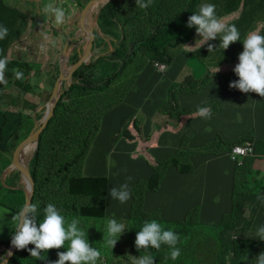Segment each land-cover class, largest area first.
<instances>
[{"label": "trees", "instance_id": "16d2710c", "mask_svg": "<svg viewBox=\"0 0 264 264\" xmlns=\"http://www.w3.org/2000/svg\"><path fill=\"white\" fill-rule=\"evenodd\" d=\"M202 4L215 5L217 17L226 25L234 24L239 30L241 41L232 43L226 50L219 47L221 42L219 37L191 49L192 54L196 56H207L213 53L212 51L220 49L217 52L224 54V60L221 67L216 68H221L217 74L224 88H230L231 81L236 76L234 68L239 63L238 57L244 50L242 40L252 31L264 35V0H152L151 5L143 9L136 6V0H111L100 8L97 25L104 35L119 36L118 30H121L123 25L128 26V32L122 34V40L118 41V46L115 44L113 50L106 51L108 43L95 29L96 40L101 43L99 45L97 43L93 49L91 61L88 64L83 63L74 72L72 86L63 93L53 117L40 137L38 149L30 163V172L35 182L32 204L37 206V220H43L44 209L48 203L54 204L61 211L66 222L79 219L78 227L85 232L91 246L101 252L97 264H108L107 257L110 258L112 251L118 249H123L127 255L135 257L150 253L154 257V264H227L228 260H231V264H256V256L260 254L258 249L264 250V240L254 238L257 229L254 230L252 223H249L245 234H235L236 227L244 224L246 219V201L243 199L247 196L258 198L246 188L249 182L245 175L241 176L240 184L236 179L234 180V205L229 219L224 218L213 227L204 226L198 217V207H193L184 221H174L167 225L160 222L156 212L149 214L143 210L145 193L160 189L169 167L177 166L181 173L191 171V167L184 163L186 159L173 160L172 165H169L172 156L202 155L212 150V144L209 150H205L207 145L197 149H188L184 146L161 162L156 160L150 152V141L143 136L140 118L133 120L124 118L121 129L110 137L111 143L115 144L123 137L138 141L141 150L136 152L137 155L144 156L153 169L149 180H140L131 188L133 204L127 217L107 216L105 208L108 192L107 178L85 177L83 174L85 161L99 134L103 117L122 103L131 91L134 84L131 74L142 71V65L136 63L133 71L128 72L126 77L125 69L128 63L133 58L141 61L139 54L144 51L147 55H155L156 62L170 65L177 48L179 50L189 47L201 39L196 28H189L187 24L189 17L194 12H198ZM126 10H130L134 21L120 24V17L127 13ZM17 18H19L18 15ZM257 24L259 25L255 29ZM84 38L87 39L86 36ZM5 45L7 44H0L1 53L3 47L7 48ZM209 45L215 47L210 52ZM81 48L82 46L73 51L83 55L84 50L80 51ZM78 59L70 56L69 65L74 64V61L78 62L80 60ZM104 61L107 63L100 65L102 69L94 73L98 64ZM207 71L208 75L200 80H195L193 74V78L184 82L183 88L186 89L189 86L193 90L190 83L205 85L211 78L210 70ZM212 76L217 75L213 73ZM175 85L180 87L177 83ZM174 105L177 107L178 104L174 101ZM171 106L169 99L161 106V114H165L168 118L162 128L180 131L183 118L199 115L196 108L180 114L177 119L171 112ZM202 107L209 108L210 113L218 112L214 104ZM43 115L44 112L43 114L40 112L37 118L41 119ZM171 118L176 122L175 127L171 126ZM132 123L136 125L130 129L129 126L132 127ZM243 143L241 139L232 142L228 146V151ZM256 143L254 141L256 154L264 156V140L257 144V147ZM239 195L241 201L238 200ZM135 215L139 216L138 221L134 219ZM110 218L116 219L118 223L125 226V231L120 238L117 237L119 240L113 250L105 246L103 241L105 223ZM152 220L160 223L163 229H171L178 234L179 242L176 247L181 251L178 259L170 258V249L167 245H161L159 250L151 247L147 250H137L135 246L137 232L145 221ZM179 227L182 229L180 230ZM186 228L189 231L182 233ZM235 235L236 238L233 237ZM185 245H187V254L184 253ZM67 246L66 242L65 248L42 252L43 260H37L31 257L28 250L33 249L35 245L29 244L26 249H17L8 264H55V261L59 259V256L57 258L54 256L55 251L64 252ZM46 253L50 255L47 256ZM3 255L4 252L0 256V262L3 260Z\"/></svg>", "mask_w": 264, "mask_h": 264}, {"label": "crops", "instance_id": "0c3cea01", "mask_svg": "<svg viewBox=\"0 0 264 264\" xmlns=\"http://www.w3.org/2000/svg\"><path fill=\"white\" fill-rule=\"evenodd\" d=\"M24 1L27 2V0H0V25L8 29V35L3 40H0V44H7L5 46L9 49L7 52V59L9 60L14 57V53L20 55L19 52L26 51V47L22 49L16 46V42L21 41L25 32L30 35L32 34L33 31H30L34 27L33 23H36L37 26L43 22L45 24L46 21L47 14L42 10L44 4L41 0H33L35 1L33 10L26 17L24 16V12L13 8L12 3L23 4ZM72 5L74 3L71 4V8ZM17 15L19 18H17ZM59 33L62 34L61 31ZM53 39L54 43L57 44V48L53 49L52 52H56L59 47L63 46V42L60 37H53ZM201 39L189 46L187 48L189 51H182L176 55L171 66H168L166 71L159 72L150 69L144 72L138 78L135 86L141 84L143 88L151 91L158 87L162 89L166 88L165 85L150 86L151 80L148 78L149 74L154 75L158 84L165 83L166 85L171 84L178 78H181L183 82L189 80V78H193L192 75L194 73L189 67L190 59L193 57L191 49L204 44V41ZM238 80L239 77L236 75L231 83ZM9 83L10 80L5 84H1L0 89ZM205 90H210V93L205 94V99L195 102L192 109L210 104L209 102L211 101H218L220 104L226 103L225 105H228L227 107L230 108L225 107L217 113L212 112L210 113V118L196 115L187 120L189 117H185L181 120V130L177 132L162 128L168 121L167 116L160 112V106L164 101L158 103L145 99L141 103L139 109L135 112L134 118L139 116L143 136L150 141V152L156 160L163 161L170 154L177 153L185 146L184 140L187 138L189 140L188 149L200 148L210 142L214 143L217 141L219 135L225 139H229L241 135L246 131H248L247 137L241 138L244 142L254 144L255 141L257 142L256 147L257 144L263 142L264 97L254 92L244 93L237 88L230 87L225 89L218 76L206 86ZM18 93L11 90L5 96ZM27 95L28 93L24 97H27ZM197 95L194 96V99ZM249 98L261 100L262 103L254 104L251 108L241 109L239 106L248 102ZM8 107L9 105L5 109H8ZM10 112L0 108V203H4L3 205L7 204L9 210V212L4 214L0 212V256L4 252L3 260L7 256H10L7 253L12 246L11 238L15 231L12 226V220L16 212L19 211L15 209L21 208L22 199L26 202L25 182L16 172L8 171L15 147L10 148L7 143H2V140L8 139L9 132L7 131V127L10 116L16 117L18 115L17 113ZM241 112L243 116L247 115L246 121L248 124L251 123L252 126L245 124V118L240 116ZM27 116L29 117V115ZM104 117L99 134L85 161L83 174L85 177L107 178L108 192L105 202L107 216L127 217L133 204L132 194L126 203H120L109 196L111 188L119 187L127 182L131 193L133 185L140 180H149L153 174V170L149 167L144 156L137 155L136 152L141 150V145L138 141L133 139L127 140L123 137L115 144L111 143L109 136L113 133L116 134L120 130L121 121L127 118L123 112H117L116 114ZM22 118L23 115L19 114V129L15 134L30 132L31 128L28 130L26 125L23 127V131H21ZM135 125L136 123H132V127L129 126V128L131 129ZM171 126H176L173 118H171ZM229 152L221 151L220 153L192 156L194 157L192 161L195 169L187 173H181L179 167L171 166L167 170L160 189L155 192L149 191L145 193L143 210L149 214L159 211L158 218L160 222L163 225H167L174 221H184L191 209L198 207V217L200 220L218 225L224 218L229 217L233 210V180L238 169L241 175H245L248 179L249 185L246 186L248 190H251L253 186L264 185V156L256 154L255 157H248L247 160H244L243 167H239L230 160ZM109 157H111V161L108 164ZM129 177L132 179L128 180ZM261 188V195L264 197V186H261ZM243 201H246L248 207L254 210L252 221L254 220L256 225L264 224V206L261 207L259 203L260 208L258 207V198L247 196ZM251 216L252 212L245 208V217Z\"/></svg>", "mask_w": 264, "mask_h": 264}, {"label": "rangeland", "instance_id": "374dc122", "mask_svg": "<svg viewBox=\"0 0 264 264\" xmlns=\"http://www.w3.org/2000/svg\"><path fill=\"white\" fill-rule=\"evenodd\" d=\"M35 1L27 0V2L24 1L23 4H18L15 2V3H12V5L15 10L18 9L19 11L24 12L25 14L24 16L26 17L29 14V12L33 10ZM41 1L44 5L49 2V0H41ZM89 1L90 0H55L56 6L62 8L65 11V14H66L65 22L61 25H56L54 23V17H51L50 14H47V17L45 18L46 19L45 24L43 22L42 24L40 23L39 25L36 26V23H33L34 27L30 31V32L33 31L32 34L30 35L25 32L21 38V41L16 42V46L22 49L26 47V51L19 52L20 55L14 53V57L12 59L10 60L7 59V66L3 73V76H4V80L6 81V83L8 80H10V83L4 85L0 89V108L4 111H11L10 113L18 114L16 115V117L10 116V121L7 127V131L9 132L8 139L2 140V143H7L8 147L10 148L15 147V150L20 148V146L29 138L30 134L35 128V125L39 124V121L41 119H39V117L37 118V114L40 112H42L43 114V112H45L46 104L49 101L51 95L53 94L54 86L60 74V68L58 66V59L61 56L64 46L66 44H69V45H72L74 49H79L82 46L80 51L84 50L85 52V50H87V47L89 46L88 44L89 36L88 34H86L85 31H83V33H80L78 35L79 24L75 23V21H77L76 20L77 14L79 13V11L82 10L81 7L84 6ZM73 3L74 5H72V8H71V4ZM185 7L186 5L184 6V8ZM126 11L127 13L125 12V14L121 15L120 17V24L126 23V22L133 23L134 21V18L132 17L130 10H126ZM98 20L99 19L96 17V15H94L93 17V22L95 25L94 27L99 32V34L103 37V39L108 43V49H106V51H111L113 50V46L115 44L118 46V41L122 40V34L124 32H128V26L123 25V28L121 30H118L119 36H113L110 34L104 35L101 32L99 25H97ZM25 21L27 20L25 19ZM85 22L87 23L86 15H85ZM258 25L259 24L256 25L255 29L258 27ZM75 27L77 28L74 30ZM59 31H61L62 34H60ZM85 36L87 39L84 38ZM53 37H57V38L60 37L62 38V42H63V46L59 47L58 51L56 52L55 51L52 52L53 49L57 48V44L54 43ZM84 41L86 42L82 43ZM97 43L99 45L101 41L97 40L96 45ZM117 48L118 47H116V49ZM8 50H9L8 48L3 47L2 56L0 58L7 57ZM219 50L220 49L212 51L213 53H210L207 56H196L192 54L193 57L190 59L189 67L192 69L194 73L195 80L203 79V77L208 75V71H207L208 69L211 72V78L207 81L205 85L200 84V83H190L189 85L193 87V90L189 86L186 89H184L183 88L184 82L181 80V78H178L171 84L170 83L167 85L165 83L158 84L157 80L154 78V75L149 74L148 78L151 80L150 86H153V85H165L166 86L165 89L158 87L157 89H154L152 91L149 89L146 90L145 88L141 86V84H138L135 86L138 78H140V76L144 72L150 69H152L153 71H157V69L155 68L156 67V56L147 55V53H145L144 51H141L142 54H139V59H141V61H138L135 58H133L132 61L128 63L125 69L126 77L128 76V72L133 71L136 63H139L142 65V71L139 73L135 72L131 74L134 84H133L131 91L128 93V96H126V99L124 98L125 101L121 105H118L114 107L112 110H110V112L106 114L105 117L107 115L116 114L117 112H123L125 117L134 118L135 112L139 109L141 103L145 101V99H148L150 101H156L158 103L163 102V101L165 102L167 101V99H169L172 105L171 112L173 113V116L178 119L180 114L191 110L195 102L201 101V99H205V94L210 93V90H205L206 86L218 76L217 73L220 72L221 68L220 69H216V68L221 67V64L224 60V54L222 52H217ZM182 51H189V50L187 49V47L181 48L179 50L177 48L176 53L174 55V59L176 55L180 54ZM100 55H104V54H100ZM82 56L83 55L77 51H73V53H71L72 58L80 59V57ZM110 57H112V55H110ZM131 57L132 55L130 56V58ZM106 63H107L106 61H104L103 63H99L94 73L102 69L100 65L102 64L105 65ZM171 64L170 65L166 64V65L171 66ZM15 71L21 72L22 77L17 78L15 75ZM213 73L216 74L217 76H212ZM176 83L179 84L180 87L175 85ZM180 83H182V85ZM1 84H5V83H0V87H1ZM11 90H14L19 93L15 95L5 96L6 93ZM26 93H28V95L27 97H24ZM195 95L197 96L194 99ZM174 101L178 104L177 107H175ZM209 103L216 105L217 111H220L222 108H225V107L230 108V107H227L228 105H225L226 103L220 104L218 101H211ZM260 103H262L261 100H258L255 98H249L248 102H246L245 104H242L239 107L241 109L247 108V107L251 108L254 104H260ZM8 105H9L8 109H5V107ZM11 105L13 106L11 107ZM19 114L23 115L21 131H23V127L25 125L28 130L31 128L30 132H27L26 134H23V132L19 134H15V132L19 129ZM25 114L29 115V117ZM240 116L242 118L243 117L245 118L246 125L252 126L251 123L250 124L247 123L246 114L243 116L241 112ZM138 117L139 116H137V118ZM192 117L193 116H190L189 118H187V120H190ZM114 134L115 133L111 134L109 137H111ZM247 135H248V131L244 132L241 135H237L229 139H225L219 135L217 137L216 143L210 142V143L205 144L207 145L205 146L206 147L205 150H209L211 148V144L213 145V148L210 152L204 153L202 155L211 154L214 151H216L217 153L221 151L227 152L228 146L232 142L240 140L244 136L247 137ZM250 136L252 137L251 133H250ZM188 141H189L188 138L184 140V145L186 146V148L188 147ZM28 152L29 153H27L26 159L30 158L32 154V150L30 149ZM172 155L174 154H170L165 160L170 158ZM197 156H201V155H197ZM193 158L194 157H189L185 155H174L170 158L169 165H172L171 163H173L172 162L173 160L186 159L184 160V163L189 165L191 167V170H194L195 167L192 161ZM110 161H111V157L108 158V164ZM10 162H11L10 163V166H11L12 161L10 160ZM241 163H242L241 159H239L238 162H235V164L239 167ZM10 166H9L8 171H11ZM149 167L151 168V166ZM241 176L242 175L240 173V170L238 169L234 176V180L236 179L238 181V184H240L241 182ZM234 180H233V184H234ZM261 186H264V185H261ZM261 186H257V187L253 186L251 188V193L255 196L263 197L261 195V191H262ZM239 197L240 195L238 196V200L241 201ZM6 200L7 198L5 199V202ZM258 201L260 200L258 199ZM21 203L23 206V204L25 203V200L22 199ZM3 204L4 203H0L1 214L9 212L7 204L5 205ZM239 205L240 204H238L237 202V206ZM260 206L261 207L264 206V203H262L261 201H260ZM15 210H20V209H15ZM155 212H156V215L159 216L160 214L159 211H155ZM138 218L139 216H136V215L134 216V219L137 221H138ZM245 218L246 219L244 221V224H241L236 227L235 234L243 235L247 232V227L249 226V223H252L254 225L255 222L254 220L252 221L253 219L252 217H245ZM226 219L228 220L229 217H227ZM201 222L204 223V226L208 225V226L213 227L215 225L213 223H206L202 220ZM140 225H138V227ZM258 227L259 226L255 227L254 230L258 229ZM1 229H2V226H1ZM179 229L181 230L182 228L179 227ZM185 231H189V229L186 228L182 233H184ZM224 239H227V238H224ZM50 251H54V250L51 249L49 250V252ZM262 252H264L263 249H258V253H262ZM184 253L187 254V245H185ZM46 254L47 256L50 255V253H46ZM54 256L56 258L58 257L57 251H55ZM107 259L109 261L108 264H131L132 255L130 254L127 255L123 249L122 250L118 249V250H113L110 255V258L107 257Z\"/></svg>", "mask_w": 264, "mask_h": 264}, {"label": "clouds", "instance_id": "9594fccd", "mask_svg": "<svg viewBox=\"0 0 264 264\" xmlns=\"http://www.w3.org/2000/svg\"><path fill=\"white\" fill-rule=\"evenodd\" d=\"M151 3L152 0H147V2L136 0V6L142 9L149 7ZM42 10L54 17L56 25L65 22V11L56 6L55 0H49ZM187 26L189 28L195 27L197 34L202 37L201 40L204 43L219 37L221 41L219 47L224 50L228 49L232 43L241 41L237 27L234 24L226 25L223 23L217 17L215 5L213 4H202L198 12H194L189 17ZM7 35V27L0 25V40H3ZM242 42L244 50L239 55V63L234 68L239 80L231 83L230 87L237 88L244 93L254 92L264 97V35L252 31L247 34ZM213 48L215 47L209 45V52ZM6 66L7 57L0 58V83H6L3 76ZM15 75L17 78L22 77V73L19 71H15ZM198 114L201 117L210 118V110L207 107H199ZM244 143H250L254 146V155L240 157L242 160L240 166H243L246 158L256 156L255 145L251 142ZM131 179V177L128 178V180ZM109 196L120 203H126L131 198L129 184L125 182L119 187L111 188ZM258 199L264 203V197H258ZM260 201L257 202L258 207ZM246 208L252 212L251 217L253 218L254 210L248 207L247 204ZM79 224V219L66 222L61 211L52 203L47 204L44 209L43 220L38 221L37 206L26 202L13 217L12 226L15 231L11 238V245L19 250L26 249L29 244L35 245L33 249H28L31 257L43 260L41 257L42 252L60 249L61 247L65 248L67 242V250L58 253L59 259L55 261V264H97L101 252L91 246L85 232L78 227ZM253 226H259L254 238L264 240V224L256 225L254 223ZM124 231V224L118 223L116 219L106 220L105 231L103 232L105 246L113 250L119 240L117 237L120 238ZM233 237L236 238V235ZM178 242L179 236L177 233L171 229H163L160 223L152 220L145 221L142 228L137 232L135 246L140 251L141 249L147 250L149 247L159 250L161 245H167L170 249V258L176 260L181 254L180 249L176 247ZM7 255H11V252H8ZM231 263V260L227 261V264ZM131 264H154V257L150 253L139 257L132 256ZM256 264H264V252L256 256Z\"/></svg>", "mask_w": 264, "mask_h": 264}, {"label": "water", "instance_id": "95a60500", "mask_svg": "<svg viewBox=\"0 0 264 264\" xmlns=\"http://www.w3.org/2000/svg\"><path fill=\"white\" fill-rule=\"evenodd\" d=\"M111 0H90L84 6L81 7V11L76 16L75 23L79 24L78 35L86 32L89 36L87 50H85L83 56L80 60L71 66H69L70 56L74 50L72 45L66 44L64 49L62 50L61 56L58 59V66L60 68V74L58 80L54 86L53 94L51 95L49 101L46 104V109L44 112L43 117L39 121V124L35 125L32 133L30 134L29 138L18 148L14 151L12 156V164L10 166L11 172H16L18 175L21 176L23 181L26 184V202L32 203L33 196L35 192V182L34 178L30 172V162L34 158L36 151L38 149L40 137L48 125V122L54 115L55 108L57 103L61 99L63 93L67 91L72 86V78L74 72L83 64H88L91 61V53L93 49L96 47V36L94 34L95 25L93 22V17L96 15L98 18L100 8L105 6ZM96 13V14H95ZM85 15L87 16V23L85 22ZM77 35V34H76ZM83 43V42H82ZM33 147V149H31ZM32 150V154L29 159H26L25 156L29 150ZM25 202V203H26ZM17 248L11 246L9 252H11L10 256H7L0 264H8L11 256L15 254Z\"/></svg>", "mask_w": 264, "mask_h": 264}, {"label": "built area", "instance_id": "2783aa9c", "mask_svg": "<svg viewBox=\"0 0 264 264\" xmlns=\"http://www.w3.org/2000/svg\"><path fill=\"white\" fill-rule=\"evenodd\" d=\"M155 68L159 72H164L167 70L168 66L163 63L156 62ZM252 155H254V146L250 143H244L242 145L234 146V148L231 150L229 154V157L231 161L238 162L240 157H247Z\"/></svg>", "mask_w": 264, "mask_h": 264}, {"label": "bare ground", "instance_id": "6f19581e", "mask_svg": "<svg viewBox=\"0 0 264 264\" xmlns=\"http://www.w3.org/2000/svg\"><path fill=\"white\" fill-rule=\"evenodd\" d=\"M31 149H33V147H31ZM27 153H29V152H27ZM30 153H31V151H30ZM25 158H26V156H25Z\"/></svg>", "mask_w": 264, "mask_h": 264}]
</instances>
